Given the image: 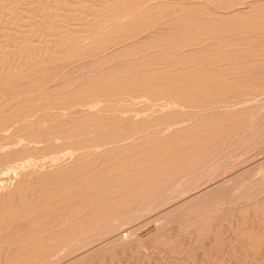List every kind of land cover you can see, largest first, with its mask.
I'll return each instance as SVG.
<instances>
[{"label": "bare ground", "instance_id": "6f19581e", "mask_svg": "<svg viewBox=\"0 0 264 264\" xmlns=\"http://www.w3.org/2000/svg\"><path fill=\"white\" fill-rule=\"evenodd\" d=\"M259 1L0 0V264H57L66 254L74 257L79 250L62 253L64 246L102 221L109 224L102 236L105 249L99 252L106 264L112 263L114 249L121 258L145 261V250L134 257L131 252L143 246L139 231L152 222L167 228L162 243L185 245L191 254L190 247H200L209 250L205 256L218 255L222 232L228 233L225 246L237 240L243 249L261 244L264 197L260 204L247 198L264 196L262 188L246 196L249 203L244 204L234 202V188L233 194L226 193L219 184L217 198L205 193L194 197L164 222L154 216L143 223L141 206L153 189L151 172L177 176L178 162L198 144V137L188 134L177 142H161L156 134L164 128L165 115L198 110L202 100L194 98L206 95L214 79L216 89L228 81L226 86H234L235 80L221 72L257 61L240 63L239 55L264 58V43L211 50L240 43L222 40V28L212 34L210 20H235L239 11ZM242 19L263 20L251 21L245 29L264 33L263 10H250ZM213 57H220L221 64H210ZM147 129L158 132L153 130L156 136L151 137ZM148 144L152 146L146 148ZM256 214L252 234L245 222ZM127 259L116 264H128Z\"/></svg>", "mask_w": 264, "mask_h": 264}, {"label": "rangeland", "instance_id": "374dc122", "mask_svg": "<svg viewBox=\"0 0 264 264\" xmlns=\"http://www.w3.org/2000/svg\"><path fill=\"white\" fill-rule=\"evenodd\" d=\"M260 1H262V0H260ZM260 1L257 4H255V7L247 9V11H243V10L239 11L237 18L235 17L236 21L234 19H233L234 21L233 20H228V21L227 20L226 21H224V20H220V21L219 20H210L211 22H213V23H211L212 25L210 24L211 26H213V28H210L207 26L208 30L210 29V32L213 30L216 31L219 28H222L223 29L222 35H221L222 40L231 39V40H233V42L235 41V42L240 43L239 45L238 44L233 45L232 47H229V48L227 47L226 49L225 48L222 49L220 47H219L220 48L219 49L218 46H216L217 47L216 49L213 48L211 50H216L217 52H222V51L224 52V51L230 50L231 48H232L231 50H234V49H236V47L238 48L239 46H240L239 47L240 49H238V50H241V48L245 47L243 45L245 43H248L249 46H251L252 48L254 46H261L264 43V33L258 34L256 32H252V34H251V30L249 29V31H248V28L246 30L245 27L248 26L247 23L250 24L254 21L255 22L258 21L257 24H261V23H263V22H261L263 20H249L250 22H247L248 20L245 21L242 19L244 17V14L250 10H251V12H253L254 10H255V12L263 10V12H264V9H263L264 8V6H263L264 0H263V2H260ZM259 4L260 5L263 4V5L260 6ZM243 12H245L243 14V17H240L239 14H241V16H242ZM235 14H237V13H235ZM202 21H204V20H202ZM220 23H221V25H220ZM235 24H237V25H235ZM201 26L204 27L206 25H201ZM228 26L230 28H233V29H230ZM207 27H205V28H207ZM208 30L206 31V33L208 32ZM217 32L218 31H216V33ZM165 33L167 34V32H165ZM211 33L212 34L214 33V35L216 34L215 32H211ZM253 33H256V34H253ZM238 37H239V39H238ZM255 37H257V38H255ZM240 40H242V41H240ZM219 54H221V53H219ZM237 58H238L239 62L241 59H243V61H244V59L249 60L250 58H251V60L257 59V61H255L256 63L254 65H250V66L240 65V66H238L239 68L237 67V69L235 71L230 72V73H227L225 71H224L225 73L221 72L222 74L226 75L227 78H229V79L231 78V79L235 80V81H231L234 83V86H232V87H230V85L226 86L227 84H230V82L228 81L227 83H225V85H223V88L216 89L215 85L217 84L218 80L217 79L212 80L208 84L209 89L207 90L206 95L205 94H204L205 96L199 95V96H196L194 98L196 101L197 100L200 101V99L202 100L201 101L202 103H200V105H199L200 107L197 108L198 110H196V111L195 110L185 111V112H180L177 114L165 115V118L162 119V121L164 122V128L163 127H162L163 129L161 128V131H160L161 134L155 133L157 135L156 136L153 133L158 132L157 129H153V130H155L154 132H153V130L151 131V129H147L146 132L152 133L151 137L156 136V137H158V139L161 142H168V143L175 142V141L177 142V140L182 139L184 136H187L186 134H188V135L195 136V138L198 137L197 138L198 144H194V149H195L194 153L195 154L192 151L194 149H191L190 154L188 153L189 156L188 157L184 156V159H182L178 162L181 167H179V170H178L179 174L177 176H173V177L160 176V174H158V173L155 174V172H153V171L151 172L152 174L155 175V178L153 180V189L150 190V193H149L150 196L147 195V198L144 199L141 203V204H143L141 206L143 208V214L145 215L143 217L144 218L142 221L143 223L147 222V219L154 217V216L161 217V220H162L161 222H164V220L170 219L171 216L175 217L179 213H181L182 211L185 210L188 203L193 201L195 198L200 197L204 193L209 197L212 196V199L217 198L219 194H217L218 193V187H216V186H218L219 184H220L219 187L222 186L221 188H223V189L227 188V190H225L226 193H232V192H230V191H232L231 187H232V189L234 188L233 191L235 193H237V195H238L237 197H235L236 201L238 200V197L241 194L240 197H242V198L239 197L240 200H238V202H236L234 199L235 203H241L242 202V203L246 204V203H249V202H246V201H248L247 199H249L251 201L250 203H252V202L257 203L258 202V204H260L259 202H261L263 200V197H264L263 195H260L257 197L253 194H255L257 190H261V188L264 189V180H263V178H261V177H264V106H263L264 105V58H260L262 61H259L258 57L255 58L254 56H248L245 54H241ZM246 58H248V59H246ZM221 59L223 60V58H221ZM219 62H220V57H215V58L213 57L211 60L209 59L210 64H213V63L221 64ZM242 62H240V63H242ZM222 63H224V61H222ZM243 68H244V70H243ZM245 69H248V70L245 71ZM215 71H217L215 73L220 74V72H218L219 70H215ZM239 71H241V72H239ZM205 73H207V72H205ZM242 73H243V75H242ZM236 82H237V84H236ZM235 85L236 86L238 85L237 88H239V89H237ZM240 86H241V88H240ZM234 88H236V89H234ZM226 90H228L229 93ZM245 98H247L246 101H245ZM248 98L250 99V101ZM254 110H255V112H254ZM195 116H196V118H195ZM234 117H235V119H234ZM163 122H161V123H163ZM232 124H233V126H231ZM151 146H150V144H148L145 147L150 148ZM257 155H260V156H257ZM213 157H214V159H213ZM175 160H178V156L175 157ZM183 163L187 165L186 169H185V167H184L185 165H183ZM182 166L184 167L183 168L184 171L181 170V172H180V169L182 168ZM258 169H260V173L261 172H263V173L260 174ZM225 170H227V171H225ZM256 170H258V171H256ZM255 172H256V174H255ZM257 172L259 173V175ZM185 174H186V176H185ZM254 174L257 177L254 176ZM260 175H261L260 178L262 179L263 182L258 178ZM235 179H236V181H235ZM229 180H230V182H229ZM250 180L251 181L253 180L252 182H256L255 184H257V186L255 184H253L254 187H252L251 186L252 183ZM258 181H260V182H258ZM248 182L250 183L249 185L252 188L249 185H247ZM257 182L259 184L260 183L261 184L259 185ZM238 184H241V187ZM244 184H245V186H242ZM229 185H230V187H229ZM236 185H238L237 189L235 188ZM258 186H259V188H258ZM261 186H263V187H261ZM209 188L211 190H212V188H215V189H213L214 191L212 192ZM246 188L247 189L250 188L251 190L249 189L250 191H248ZM240 189L242 191L243 190L244 191L240 192L241 191ZM220 190L222 191V189H220ZM215 191H216V193H215ZM238 191H239V193H238ZM198 193H200V194H198ZM213 193H214V195L215 194L216 195L215 196L212 195ZM197 194L199 196H197ZM248 195L249 196L253 195V196L249 198ZM261 198H262V200H260ZM243 199H244V201H243ZM251 199H254V200H251ZM263 203H264V201H263ZM173 208H175L173 214L167 215L166 213L169 210H172ZM257 214L255 215V217L248 219L247 220L248 222L247 221L245 222V225L248 223L247 224L248 225L247 230L249 231V229L251 228L249 231L250 233L253 230L252 234H256V232H255L256 228L254 227L255 226L254 220L258 216ZM263 214H264V212H263ZM263 214H261V215H263ZM250 224H251V226H250ZM108 225L109 224L106 223V221H102L98 224L91 225V226L87 227L84 231L78 233L75 236L76 239H75V237L73 239H71L72 242L70 241L71 243H68V246H67L68 249L66 248V246H64L65 248L63 246L61 248H58L57 250H59V251H62L64 248V251H62V253L66 252V251L69 252L70 250L74 251L75 249L79 250V251H77V253H76L77 255L74 257L66 254L68 256L67 257L65 254H63L62 256L65 255V257L64 258L61 257V259H63V260H60L59 262H57V264H70V263L71 264H79L80 261H82L83 259L86 262V264H88L90 261L91 262L89 264H92V263L93 264H106L105 263L107 261L106 256L105 257H99L100 256L99 254H101L99 252H102L105 249V248H103L105 246L103 237L106 235L107 229L109 228ZM166 229L167 228L165 226H162V224L155 223V222L146 224V226H144L143 228L140 229L139 238H140V243L143 246L141 248L136 249V251H132L131 253H132V256L135 254L140 255V254H143V252L145 250L144 253H146L145 255H147V257L145 259L147 260L150 258L149 260H147V262H145L146 260L143 261L142 263H140L138 261L136 262V261H134V259H130V257L128 258L130 260L129 261L127 259L128 254H126L127 257L122 256V258H121V254H118L117 250L114 249L112 252V254H113L112 259L110 260L112 262L111 264H114V263L116 264V262H118V260L122 261L123 259L125 260V258L128 260L127 261L128 264H143V263L144 264H147V263L148 264H250L251 262H252L251 264H261V262H262V264H264V246H263L264 240L261 242L262 245L257 244L258 243L257 242L256 243L257 245H254L255 247L254 246L253 247L248 246L250 248L245 247L244 249L242 247H240V241L237 240L238 242L235 241V242H232L229 244L230 247L233 244V247L230 248L229 246H225V243L227 242V239H225V238H227L228 233H226V232L224 233V232H222L224 230H222V231H220V232H222L221 235L223 233L224 234L222 236L218 235L220 237L219 241L221 242V247H220L221 249L219 248L221 252L217 251V254L218 253L219 254L216 256H213L211 254H209V256H208L207 254L209 253V250L205 249V248L199 247L197 249V250L201 249V250H199L201 252H199L195 249L196 247L195 248L190 247V249L192 250V254H191V252L187 253L189 250V247H186L185 245L176 244L175 247L169 248V245L162 243V241L159 240V239H161L160 237L165 235ZM220 232H217V234H220ZM245 232L247 234H249L248 236H252L246 230L244 231L245 235H247ZM213 233H214V231L211 230L210 234H213ZM223 236H224V239L222 240L221 237H223ZM253 236H255V235H253ZM79 241L82 243H79ZM222 243H223V245H222ZM69 244H70V247H69ZM182 246H183L184 251L183 250H181V251H183L184 254L183 253H181V254L179 253L180 255L175 254L176 252H181L180 249H182ZM184 247H185V249H188V250H186L187 252H185ZM227 247L230 248L229 251H227L228 250ZM254 248H255V250H254ZM262 248H263V250H262ZM248 249H249V252H251L250 253L251 255H249ZM242 250L243 251L245 250V251L243 252ZM196 251H197V253H196ZM241 251L243 252V254ZM223 252H225V255ZM252 252H253V255H252ZM262 252H263V254L261 255ZM195 253L198 255V256L196 255L197 257L196 256L194 257ZM205 253H207L206 256L204 255ZM220 253H222L221 256H220ZM228 253H229V255H228ZM246 253H248V254H246ZM256 253H257V255H256ZM148 256H149V258H148ZM71 257L72 258L77 257V258L71 259ZM82 257H84V258L79 261V259ZM200 257H202V258H200ZM68 258H70V259H68ZM196 258H198V259H196ZM77 259H78V261H74ZM177 259H178V262H177ZM179 259H181V260H179ZM72 262H74V263H72Z\"/></svg>", "mask_w": 264, "mask_h": 264}]
</instances>
